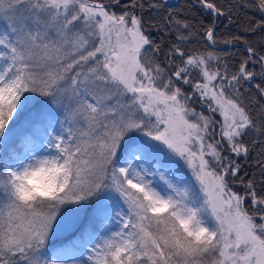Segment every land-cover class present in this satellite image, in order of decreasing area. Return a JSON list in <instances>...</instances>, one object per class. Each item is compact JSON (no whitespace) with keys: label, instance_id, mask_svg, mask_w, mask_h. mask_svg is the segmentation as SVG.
Segmentation results:
<instances>
[{"label":"snow or ice","instance_id":"1","mask_svg":"<svg viewBox=\"0 0 264 264\" xmlns=\"http://www.w3.org/2000/svg\"><path fill=\"white\" fill-rule=\"evenodd\" d=\"M0 264H264V0H0Z\"/></svg>","mask_w":264,"mask_h":264},{"label":"trees","instance_id":"2","mask_svg":"<svg viewBox=\"0 0 264 264\" xmlns=\"http://www.w3.org/2000/svg\"><path fill=\"white\" fill-rule=\"evenodd\" d=\"M188 2V0H178L176 4H174L175 7L179 8H183V6ZM193 14H195V9H193ZM198 110H200L198 108ZM217 119H219V117L217 116ZM248 170V169H246Z\"/></svg>","mask_w":264,"mask_h":264},{"label":"water","instance_id":"3","mask_svg":"<svg viewBox=\"0 0 264 264\" xmlns=\"http://www.w3.org/2000/svg\"><path fill=\"white\" fill-rule=\"evenodd\" d=\"M170 3H171L172 5H174V4L177 3V0H170Z\"/></svg>","mask_w":264,"mask_h":264}]
</instances>
